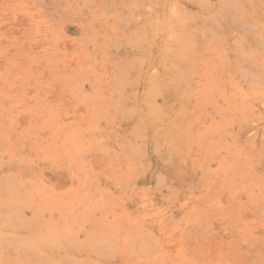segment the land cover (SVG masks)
Instances as JSON below:
<instances>
[{"label":"rangeland","instance_id":"1","mask_svg":"<svg viewBox=\"0 0 264 264\" xmlns=\"http://www.w3.org/2000/svg\"><path fill=\"white\" fill-rule=\"evenodd\" d=\"M0 264H264V0H0Z\"/></svg>","mask_w":264,"mask_h":264}]
</instances>
